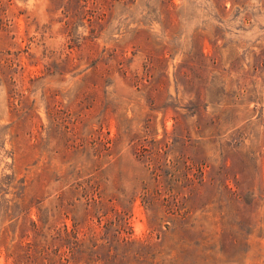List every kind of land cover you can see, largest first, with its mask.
I'll return each instance as SVG.
<instances>
[{"label":"rangeland","instance_id":"374dc122","mask_svg":"<svg viewBox=\"0 0 264 264\" xmlns=\"http://www.w3.org/2000/svg\"><path fill=\"white\" fill-rule=\"evenodd\" d=\"M0 264H264V0H0Z\"/></svg>","mask_w":264,"mask_h":264}]
</instances>
